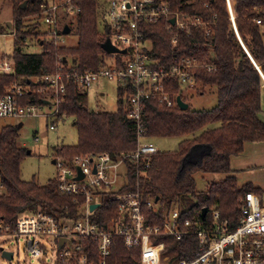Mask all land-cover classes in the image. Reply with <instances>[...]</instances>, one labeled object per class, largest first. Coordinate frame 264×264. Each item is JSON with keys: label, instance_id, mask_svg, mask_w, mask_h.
<instances>
[{"label": "trees", "instance_id": "obj_1", "mask_svg": "<svg viewBox=\"0 0 264 264\" xmlns=\"http://www.w3.org/2000/svg\"><path fill=\"white\" fill-rule=\"evenodd\" d=\"M80 9L73 20L78 44L74 48L39 42V53H25L28 39L39 37L35 25L24 26V19H40L47 0H12V17L15 20L14 49L10 62L12 74H0V94L14 85L28 88L24 103L44 105V95L38 90L43 86L35 82L41 77L75 70L79 73L97 71L109 58L103 50L108 40L107 30L102 34L98 23L99 0H71ZM168 3L173 10L182 9L205 22H213L211 37H205L201 28L186 31H169L167 20L144 28L145 38L151 43L150 55L158 65L169 67L171 58L197 57L211 62L214 70L199 69L195 77L199 84L216 88V105L208 110L189 107L162 106L154 98L145 100L141 118L142 128L148 139L183 138L174 152H159L152 156L151 167L142 179L146 197L158 199L165 208L175 202L191 212L214 208L223 219L236 222L239 200L245 194H259L260 189L251 184L239 186L234 176L208 185L206 191L196 188L194 175L228 174L231 157L241 154L246 143L264 142V122L260 119L261 92L264 74V32L255 21L264 23V0H158ZM208 4V8L205 7ZM31 21V20H30ZM232 22L244 49L238 41ZM71 30V28L69 27ZM177 35L173 48L171 39ZM119 60V56L116 57ZM259 71H257L256 69ZM260 73V74H259ZM166 90L178 91L175 80L165 85ZM115 112L94 111L88 107L86 94L81 93L72 80L66 82L65 100L59 106L60 115L75 118L77 143L61 146L55 156L71 159L89 153H108L118 157L133 152L137 146L136 127L126 117L123 108V91L118 89ZM187 103V97H181ZM217 125L205 129L209 125ZM18 126L7 125L0 129V222L13 229L19 214L41 211L54 216L72 215L76 209L72 197L58 192L55 179L45 186L23 181L20 165L27 150L17 144ZM196 151L199 158L187 162ZM131 185L135 183L136 167L128 166ZM131 188V187H130ZM109 203L104 200L98 211V223L110 216L104 210ZM104 207V209H103ZM161 218L152 217L151 223L159 224ZM118 264H138V249H127L117 240ZM179 258L184 257L179 254Z\"/></svg>", "mask_w": 264, "mask_h": 264}, {"label": "built area", "instance_id": "obj_2", "mask_svg": "<svg viewBox=\"0 0 264 264\" xmlns=\"http://www.w3.org/2000/svg\"><path fill=\"white\" fill-rule=\"evenodd\" d=\"M105 5L108 40L124 53L110 54L105 65L94 72L63 73L58 68L36 80L43 85L38 93L45 96L44 105L24 103L28 88L12 86L0 94V119H60L64 116L59 106L65 100L67 81L72 80L87 95L94 82L104 79L123 91L126 117L136 127V149L118 157L108 153L56 157L58 192L72 197L75 213L67 210L58 217L41 211L24 212L13 229L0 222V232L12 234L17 243L23 239L29 257L43 264L47 260L52 264H118V239L125 248L139 250L138 264H264V205L258 194L250 192L239 200L233 223L214 208L207 209L204 218L202 209L191 212L175 202L165 208L158 199L146 197L142 189L152 156L159 153L142 128L145 100L154 98L162 106L178 107L177 98L188 97L199 85L195 72L214 70L211 62L197 57L173 56L169 67L158 65L150 55L151 43L144 28L167 20L169 31L201 28L209 38L213 22L182 9L173 10L158 0H105ZM41 9L40 22L45 28L42 42L60 45V19L71 21L80 9L71 0H53ZM231 23L236 34L235 23ZM255 23L262 25L261 20ZM15 34L14 29L10 35ZM171 45H177V35ZM13 71L14 65L0 56V74ZM175 80L180 89L166 90L165 85ZM55 127V123L50 125L51 130ZM129 165L136 167L134 185L129 180ZM105 199L109 203L104 212L110 217L98 223V211ZM92 205L97 206L91 209ZM152 217L161 218L160 223L153 225ZM179 254L184 257L179 258Z\"/></svg>", "mask_w": 264, "mask_h": 264}, {"label": "rangeland", "instance_id": "obj_3", "mask_svg": "<svg viewBox=\"0 0 264 264\" xmlns=\"http://www.w3.org/2000/svg\"><path fill=\"white\" fill-rule=\"evenodd\" d=\"M51 2L53 0H47ZM227 6V0H226ZM105 0H99L98 25L100 32L105 33ZM31 20V21H30ZM67 17L60 19V45L67 48H74L78 44V36L75 31L74 22L70 24ZM24 26L35 25L34 33L39 37L28 39L23 48L25 53H39L43 41L44 26L40 19H24ZM64 26L71 28L68 34H63ZM15 29V20L12 17V0H0V56L10 61L14 49V37L10 34ZM264 32V28H263ZM236 32V37L238 38ZM239 41V40H238ZM243 50L247 52L241 42ZM264 81V76H262ZM36 82V81H35ZM118 85L101 79L92 84L87 91L88 107L94 111L115 112L118 100ZM187 104L194 110H208L216 105V88L199 84L190 92L187 97ZM260 119L264 122V91L261 96ZM55 123V129L51 130L50 125ZM7 125L19 126L17 144L30 151L20 165V177L23 181L34 182L38 186H45L50 180L57 176V169L54 164L55 150L61 146H75L77 143V130L75 118L63 116L60 119L54 118H24L20 120L0 119V129ZM217 125H209L205 129H212ZM183 138H154L149 140L159 152H174L178 149ZM196 151L189 156L187 162H194L199 158ZM231 172L228 174H204L196 173L194 180L199 192L206 191L208 185L217 183L229 176L237 178V184L243 186L251 183L260 189L259 196L261 205H264V142L246 143L241 154L231 157ZM4 189L0 188V194ZM0 249L14 254L12 260L8 261L1 256L0 264H43L38 259L29 257L26 244L23 239L18 243L12 234L0 232ZM49 258V255L46 256ZM45 264H52L47 260Z\"/></svg>", "mask_w": 264, "mask_h": 264}, {"label": "water", "instance_id": "obj_4", "mask_svg": "<svg viewBox=\"0 0 264 264\" xmlns=\"http://www.w3.org/2000/svg\"><path fill=\"white\" fill-rule=\"evenodd\" d=\"M170 23L173 24L174 23V20L171 19L170 20ZM70 32V29L68 26H64L63 30H62V33L63 34H68ZM239 42L241 43L240 39L238 38ZM103 50L107 53V54H117V53H124L123 51H119L116 47H114L113 45H111L110 41L109 40H106L105 43L103 44ZM246 54L248 55V57L250 58L251 60V57L249 56V54L246 52ZM256 69V68H255ZM257 70V69H256ZM258 71V70H257ZM259 72V71H258ZM260 74V73H259ZM44 103H47V102H44ZM177 105H178V108L181 109V110H186L188 108V104L183 102L181 100V98H177ZM20 127V125L18 126V128ZM30 154V151H27V155ZM82 178V176L80 175L78 177V179ZM97 205H92L91 209H94ZM207 213V208H203L202 209V218L205 217ZM64 240L61 241V243H63ZM0 251L2 252L1 253V256L3 258H6L7 260H11L12 259V253L11 252H6V251H3L2 249H0Z\"/></svg>", "mask_w": 264, "mask_h": 264}, {"label": "crops", "instance_id": "obj_5", "mask_svg": "<svg viewBox=\"0 0 264 264\" xmlns=\"http://www.w3.org/2000/svg\"><path fill=\"white\" fill-rule=\"evenodd\" d=\"M261 28H262V30H263V28H264V23L262 22V25L260 26ZM238 35V34H237ZM238 38L240 39V41H241V38L239 37V35H238ZM242 42V41H241ZM261 76V79H262V76H264V74H261L260 75ZM263 81V80H262ZM262 91H264V81H263V89H262ZM261 96H262V92H261ZM236 178V177H235ZM237 179V178H236ZM248 184H251V183H248ZM252 185V184H251Z\"/></svg>", "mask_w": 264, "mask_h": 264}]
</instances>
